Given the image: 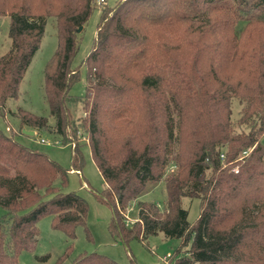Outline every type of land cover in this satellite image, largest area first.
Returning a JSON list of instances; mask_svg holds the SVG:
<instances>
[{
	"label": "trees",
	"instance_id": "trees-1",
	"mask_svg": "<svg viewBox=\"0 0 264 264\" xmlns=\"http://www.w3.org/2000/svg\"><path fill=\"white\" fill-rule=\"evenodd\" d=\"M95 1L0 0L11 42L0 55V116L53 17L57 44L43 77L53 133L74 143L70 172L83 165L85 138L105 183L96 196L110 208V233L125 243L179 239L164 264H264V0H116L100 8L88 56L77 62ZM81 67L84 90L74 95ZM234 99L243 106L236 123ZM15 114L17 130L0 129V264H17L44 215L71 240L79 226L91 236L87 201L67 189L68 170L14 138L49 132V118ZM148 182L163 184L162 208L139 199ZM182 197L200 200L193 223ZM132 203L130 225L123 214ZM71 264L120 263L81 252Z\"/></svg>",
	"mask_w": 264,
	"mask_h": 264
},
{
	"label": "rangeland",
	"instance_id": "rangeland-1",
	"mask_svg": "<svg viewBox=\"0 0 264 264\" xmlns=\"http://www.w3.org/2000/svg\"><path fill=\"white\" fill-rule=\"evenodd\" d=\"M116 0H103L99 4L95 1V9L87 20L79 50L75 56L77 62L84 61L90 51L93 39L96 35V23L99 19L100 8L104 5L112 7ZM8 16L0 18V55L10 47V38L7 34ZM43 35L39 48L33 54L31 61L20 81L18 97L8 99L5 104V115L0 116V129L5 131V126L17 130L18 119L16 109L21 107L34 114L47 116L49 118V132L47 130L34 131L33 135L16 132L14 138L24 146L45 153L49 158L55 160L59 165L68 170L67 189L76 191L88 204L86 226L90 237L86 236L83 227L76 228V236L69 239L67 235L58 229L51 227V216L44 215L36 223L37 234L31 241L30 246L23 250L17 259V264H55L58 258L68 249V256L61 264H71L72 259L81 252H97L120 264H164L167 255L174 253L180 245L177 238H169L162 233L148 236L145 239H130L124 242L121 238L113 236L108 224L111 217L110 208L97 200V194L104 188V180L94 164L89 147L85 138L79 139L80 150L83 156V165L79 173L69 171L72 161V147L70 144H62L57 135L53 133V118L49 116L48 106L44 96L43 77L44 66L53 54L57 44L55 19L46 17ZM85 68L81 67L79 80L70 87V93L81 95L84 90ZM242 103L238 99L233 100L231 119L237 122L242 110ZM7 130V129H6ZM41 138L45 142H41ZM59 142V143H57ZM85 182L86 186H83ZM164 197L163 184L148 182L139 199L154 200L162 208ZM181 207L188 212L187 219L193 223L200 212V200L198 198L182 197ZM4 209L0 207V216ZM127 223L135 220V208L132 203L124 211Z\"/></svg>",
	"mask_w": 264,
	"mask_h": 264
},
{
	"label": "water",
	"instance_id": "water-1",
	"mask_svg": "<svg viewBox=\"0 0 264 264\" xmlns=\"http://www.w3.org/2000/svg\"><path fill=\"white\" fill-rule=\"evenodd\" d=\"M81 28H79L80 30ZM22 132L27 134V135H33L34 134V131L31 130V129H22Z\"/></svg>",
	"mask_w": 264,
	"mask_h": 264
},
{
	"label": "built area",
	"instance_id": "built-area-1",
	"mask_svg": "<svg viewBox=\"0 0 264 264\" xmlns=\"http://www.w3.org/2000/svg\"><path fill=\"white\" fill-rule=\"evenodd\" d=\"M101 1H103V0H97V3L99 4ZM6 129L8 130L7 127H6ZM40 140H41V142H45V140H44L43 138H41ZM57 141H59V140H57ZM57 143H59V142H57ZM71 144L74 145L73 142H72ZM76 172L79 173V171H76ZM83 184H84V185H83ZM83 184H82L83 186H86V184H85L84 182H83Z\"/></svg>",
	"mask_w": 264,
	"mask_h": 264
},
{
	"label": "crops",
	"instance_id": "crops-1",
	"mask_svg": "<svg viewBox=\"0 0 264 264\" xmlns=\"http://www.w3.org/2000/svg\"><path fill=\"white\" fill-rule=\"evenodd\" d=\"M85 183V182H84ZM84 185V184H83Z\"/></svg>",
	"mask_w": 264,
	"mask_h": 264
}]
</instances>
